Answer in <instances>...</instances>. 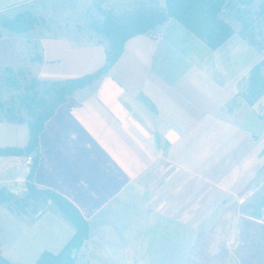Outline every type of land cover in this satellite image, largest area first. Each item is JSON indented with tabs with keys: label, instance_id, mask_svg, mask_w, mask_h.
I'll return each instance as SVG.
<instances>
[{
	"label": "crops",
	"instance_id": "1",
	"mask_svg": "<svg viewBox=\"0 0 264 264\" xmlns=\"http://www.w3.org/2000/svg\"><path fill=\"white\" fill-rule=\"evenodd\" d=\"M131 1L0 0V14L32 8L44 28L18 34L20 48L4 54L41 80L94 72L108 44L93 18ZM263 7L231 0L222 15L234 33L217 48L172 17L130 37L111 68L45 122L32 180L26 157L35 154L0 156V190L20 198L31 183L72 202L88 224L76 264H232V244L243 242L242 264L264 223L254 217L264 208V94L246 98L264 60ZM28 139L25 123L0 121V147ZM22 199L0 204V254L34 264L75 228L50 199Z\"/></svg>",
	"mask_w": 264,
	"mask_h": 264
},
{
	"label": "trees",
	"instance_id": "2",
	"mask_svg": "<svg viewBox=\"0 0 264 264\" xmlns=\"http://www.w3.org/2000/svg\"><path fill=\"white\" fill-rule=\"evenodd\" d=\"M231 0H165L161 5L158 0H132L120 14L104 12L103 16L93 18L92 27L108 44L105 64L94 72L66 80H41L36 77L21 75L8 76L9 87L20 90L19 94L2 100L0 96V121L25 123L29 139L25 147H0V156L35 154L28 179L32 180L39 161V136L45 122L54 114L56 108L64 103L77 90L91 85L105 74L123 52L125 42L133 36L162 26L169 18H175L190 31L201 37L211 48L222 45L233 33L234 28L225 20L223 10ZM264 10V7H263ZM40 16L30 9H20L11 16L0 14V36L6 28L16 34L33 30ZM250 43L256 40L249 39ZM257 44L264 47L259 40ZM264 60L251 72L249 91L246 96L249 103H254L264 94ZM28 194L25 199H50L56 205L64 219L70 222L75 233L58 253L43 252L34 264H76V253L88 236V224L78 208L64 196L48 189H39L27 184ZM23 197H18L9 189L0 190V204L8 203L15 207ZM264 205V199L257 203ZM257 218H264L263 212ZM259 236L250 244L248 255L242 264H264V223H257ZM255 253L256 254L255 256ZM0 264H15L0 254Z\"/></svg>",
	"mask_w": 264,
	"mask_h": 264
},
{
	"label": "rangeland",
	"instance_id": "3",
	"mask_svg": "<svg viewBox=\"0 0 264 264\" xmlns=\"http://www.w3.org/2000/svg\"><path fill=\"white\" fill-rule=\"evenodd\" d=\"M27 9H30L32 11V8H27ZM45 9L50 10V7L47 6ZM65 9L69 10V9H71V7L68 6ZM124 9L125 8H122V10L120 9V11L122 12ZM13 13L14 12L8 13L7 15H12ZM42 25H43L42 21L39 20L37 25L35 26V28L33 30L44 29ZM33 30H30L29 32H31ZM17 35L18 34L13 33L6 28H3L2 29V35L0 36V96H1L2 100H7L11 96L19 94V92H20V90H15V89L9 87V85L6 81L7 77L14 75V76L20 78L21 75L27 74L26 71H23L22 69H20L18 67L21 65L16 64L17 62H16L15 57H8L7 55L4 54V52H6V49L8 48L6 46L7 44L8 45L14 44L13 45L14 47H16V45H17L16 49H18V47H19L17 44L18 40H16ZM261 41L264 43V38L261 39ZM94 67H95L94 65H88L86 68H83L82 70L79 69L77 71L72 72V75H81L82 76L85 73H90V71L92 72V70L95 69ZM17 126H18V130L20 131L21 125H17ZM53 206H54V207H52L53 209L54 208L59 209L56 205H53ZM250 231H251V229H250ZM257 233H259V232L255 231L253 234L250 233L251 238L249 240L254 239L252 236H256ZM247 244H250V242H247L244 245L247 246ZM242 245H243V242H241V244L235 248L234 243L232 244L233 247L231 250L234 252L232 254V260H231L232 264H241L240 255L242 254V252H241ZM256 254H258V253H255V256H256ZM243 255H244V253H243ZM76 262H77V258H76ZM213 264H215V263H213Z\"/></svg>",
	"mask_w": 264,
	"mask_h": 264
},
{
	"label": "built area",
	"instance_id": "4",
	"mask_svg": "<svg viewBox=\"0 0 264 264\" xmlns=\"http://www.w3.org/2000/svg\"><path fill=\"white\" fill-rule=\"evenodd\" d=\"M152 37H156V34H152ZM26 163L28 164V165H30V164H32L33 163V156L32 155H28L27 157H26Z\"/></svg>",
	"mask_w": 264,
	"mask_h": 264
},
{
	"label": "water",
	"instance_id": "5",
	"mask_svg": "<svg viewBox=\"0 0 264 264\" xmlns=\"http://www.w3.org/2000/svg\"><path fill=\"white\" fill-rule=\"evenodd\" d=\"M263 215H264V208H263Z\"/></svg>",
	"mask_w": 264,
	"mask_h": 264
}]
</instances>
